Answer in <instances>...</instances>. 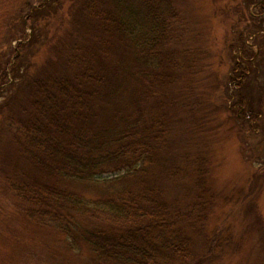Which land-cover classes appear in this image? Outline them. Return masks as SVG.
<instances>
[{"label": "trees", "instance_id": "1", "mask_svg": "<svg viewBox=\"0 0 264 264\" xmlns=\"http://www.w3.org/2000/svg\"><path fill=\"white\" fill-rule=\"evenodd\" d=\"M132 1L137 6L135 10L128 5L134 11L132 17L139 11L144 22L143 31L135 33L117 9L105 5V0H84L82 7L75 11H72L73 4L63 7V0H38L28 6L25 16L16 17L19 30L25 34L27 28L30 34L10 47L12 57L2 59L0 55V149L3 150L0 160L5 166L4 158L11 160L10 166L14 168L3 173L8 188L31 205L25 209L26 216L47 223L66 237L68 243L84 244L90 252L91 264H207L210 260L205 253L211 251L209 244L203 242V246L209 249L203 251V255L194 253L192 247L194 240L198 239L196 235L203 234V228L195 221L191 223L182 209L169 205L161 189L147 175L145 162L156 160L157 152L161 153L160 149L166 147L165 134L160 130V127L164 130L162 116L153 120L151 128L155 133L150 138L136 134L138 130L132 128L120 131L116 137H107L111 139H103L87 126L99 114L92 113L95 109L106 108L104 100L109 93L103 89L99 77L83 65L85 61L77 54L76 46L69 52L71 46L67 44V37L73 40L74 32L92 36L98 32L100 36L103 34L119 42L123 50L128 49L135 62L138 73L135 79L139 83L157 73L161 74L152 77L164 79V76L171 75V79L177 78L181 73L180 66L183 65L185 70L191 66L190 62L182 63L173 68L171 74L154 70V66H167L166 57L171 53L174 40L172 23L177 13L171 0ZM242 1L247 8L254 0ZM260 2L264 4V0ZM226 6V10L229 9ZM64 8L62 15L58 16V10ZM67 16H70L67 22L70 29L58 39L59 44L53 45L56 60L48 58L45 66L30 74L33 57L42 47H50V40L55 35L52 32L49 36L51 21L56 19L57 25L53 26H61ZM230 27L229 34L233 35L228 39L225 37L226 50L220 62L222 59L225 63H232L216 82L208 84L211 95L206 99V105L212 107L206 114H218L223 107L232 113L226 121L230 118L256 120L260 111L253 113L245 107L246 96L251 98L250 88L245 95L238 92L249 86L250 74L254 72L249 60L253 56L247 57L243 43L242 55L233 54V42L241 37L237 31H232L235 23ZM215 76L214 69L208 70L202 79ZM220 85L226 87L225 94L220 91ZM10 87L12 96L9 94L11 89L8 90ZM149 96L153 98L155 110L164 105L154 92L153 84L147 85V89L137 90L135 94L133 103L140 104L137 111H141L142 98L146 101ZM222 97H226V103L220 102ZM231 97L233 101L227 106ZM239 124L237 135L243 137V123ZM145 129V126L139 128L141 131ZM205 161L200 159L195 167L198 202L205 201L207 196ZM248 164L250 176H255L256 182H264V170ZM108 168L123 172L110 178L96 177ZM167 171V178L171 180V166ZM51 179L83 183L92 190L93 197L88 200L71 189L56 190V185L51 183L59 181L52 182ZM252 214L257 219L258 215ZM200 218L195 216V219Z\"/></svg>", "mask_w": 264, "mask_h": 264}, {"label": "rangeland", "instance_id": "2", "mask_svg": "<svg viewBox=\"0 0 264 264\" xmlns=\"http://www.w3.org/2000/svg\"><path fill=\"white\" fill-rule=\"evenodd\" d=\"M260 1L254 0L246 8L242 0H171L177 13L172 23L174 40L171 53L166 57L167 66H154V70L171 74V70L178 65L191 63L187 70L180 66L181 73L173 79L171 75L167 78L164 76V79L152 77L161 74L157 73L151 75L149 80L145 78L143 83L136 82L138 73L133 56L128 49L123 50L119 42L103 34L100 36L98 32L93 36L74 32L73 40L67 37V44L71 46L70 49L67 46V50L70 52L76 46L77 54L85 61L83 65L99 77L100 84H104L103 89L109 93L104 100L106 108H97L92 112L99 114L87 125L91 132H97L103 139H111L120 131L135 128L138 130L136 134H145L150 138L155 133L151 128L153 120L158 116L164 119V130L161 127L160 130L165 134L166 147L160 149L161 153L157 152L156 160L145 162L147 175L161 189L169 205L182 209L191 223L197 222L203 228V234L196 235L198 239L194 240L192 247L194 253L203 255L209 250L203 246V242L209 244L211 251L205 253L210 260L207 264H264V182H256L255 176H250L248 164L264 170V4ZM63 2L66 8L73 4L72 11H75L82 7L84 0ZM36 3L38 0H0L2 59L12 57L10 47L30 34L27 28L25 34L19 30L16 17L25 16L28 6ZM105 5L117 9L132 32L143 31L144 22L141 21L140 12L137 11L136 16L132 17L134 11L128 7L137 10L135 2L105 0ZM225 5L229 9L226 10ZM66 8L59 9L58 16ZM69 18L65 17L64 24L57 27L53 26L57 25V20L51 21L49 36L52 32L55 35L50 40V47H42L33 57L30 74L45 66L48 58L56 60L53 45L59 44L58 39L68 33ZM232 23L236 24L233 33L237 31L241 37L233 42V54L242 55L243 43L247 57L253 56L248 59L254 70L250 74L249 86L238 92L245 95L250 88L251 98L246 96L245 107L253 113L260 111L256 120L230 118L226 121L232 113L223 107L218 114H206L212 107L206 105V99L211 95L208 84L216 82L232 63H225L222 59L220 62L226 50L225 37L228 39L233 35L229 34ZM209 63L212 65L209 66ZM211 67L216 76L202 79L208 70H213ZM152 84L164 105L161 101L162 106L155 110L152 107L153 98L149 96L146 101L142 98L141 111H137L140 104L137 106L133 103L137 90L147 89V85ZM225 88L224 85L219 87L224 94ZM9 94L12 96L13 89ZM223 98L219 100L222 104L226 101V97ZM232 101L233 97L227 100V106ZM238 116L240 118L241 114L238 113ZM240 122L245 130L243 137L237 135ZM142 126L146 129L141 131L139 128ZM2 151L0 149V153ZM200 159L207 161V196L205 194L203 202L196 201L198 190L194 185L195 167ZM4 160L6 166L0 160V264H91L90 252L84 244L68 243L66 237L47 223L26 216L25 209L31 205L8 188V180L3 172L14 168L10 166L11 160ZM169 166L173 172L171 180L167 178ZM120 173L108 168L96 177L110 178ZM38 177L43 180L41 176ZM53 180L59 181L51 183L56 185V190L71 189L88 200L93 197L92 190L83 183L68 179ZM252 212L258 215L257 219ZM195 216L201 218L195 219ZM182 222L185 223V220ZM226 240L228 242L224 243Z\"/></svg>", "mask_w": 264, "mask_h": 264}]
</instances>
